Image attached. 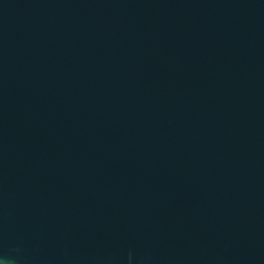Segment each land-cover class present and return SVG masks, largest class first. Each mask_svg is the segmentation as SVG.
<instances>
[{
	"label": "water",
	"instance_id": "obj_1",
	"mask_svg": "<svg viewBox=\"0 0 264 264\" xmlns=\"http://www.w3.org/2000/svg\"><path fill=\"white\" fill-rule=\"evenodd\" d=\"M0 264H264V0H0Z\"/></svg>",
	"mask_w": 264,
	"mask_h": 264
}]
</instances>
